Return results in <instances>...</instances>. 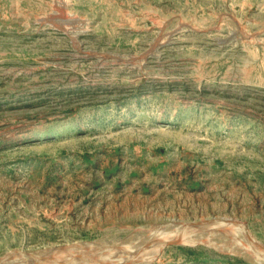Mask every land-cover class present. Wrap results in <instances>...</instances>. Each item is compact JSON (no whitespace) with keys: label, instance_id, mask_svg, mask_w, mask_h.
Returning a JSON list of instances; mask_svg holds the SVG:
<instances>
[{"label":"rangeland","instance_id":"1","mask_svg":"<svg viewBox=\"0 0 264 264\" xmlns=\"http://www.w3.org/2000/svg\"><path fill=\"white\" fill-rule=\"evenodd\" d=\"M0 264H264V0H0Z\"/></svg>","mask_w":264,"mask_h":264},{"label":"bare ground","instance_id":"2","mask_svg":"<svg viewBox=\"0 0 264 264\" xmlns=\"http://www.w3.org/2000/svg\"><path fill=\"white\" fill-rule=\"evenodd\" d=\"M203 222H204V221H203ZM205 222H206V220H205ZM209 222H210V221H209ZM192 227H193L192 225H191V226H190V225H186L185 228H184V230H185L186 232H188L187 230H188V229H189V230H192ZM190 228H191V229H190ZM176 232H177V231H176ZM178 233H179V232H178ZM178 237H179V238H183V237H185V234H181V236H178ZM186 238H188V236H187ZM165 239H168V238H165ZM159 248H160V246H158V247L156 248L155 251L157 252ZM161 248H162V247H161ZM161 248H160V249H161ZM155 251H154V252H155ZM151 252H153V251H151Z\"/></svg>","mask_w":264,"mask_h":264},{"label":"water","instance_id":"3","mask_svg":"<svg viewBox=\"0 0 264 264\" xmlns=\"http://www.w3.org/2000/svg\"><path fill=\"white\" fill-rule=\"evenodd\" d=\"M228 222H234V223H238V221L235 220H227Z\"/></svg>","mask_w":264,"mask_h":264}]
</instances>
